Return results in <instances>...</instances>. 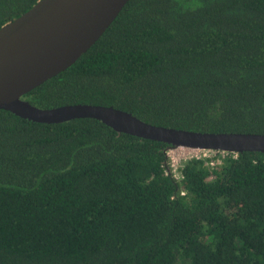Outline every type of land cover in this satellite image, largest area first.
<instances>
[{"label":"trees","instance_id":"1","mask_svg":"<svg viewBox=\"0 0 264 264\" xmlns=\"http://www.w3.org/2000/svg\"><path fill=\"white\" fill-rule=\"evenodd\" d=\"M38 0H0V27ZM160 127L264 134V0H128L20 98ZM93 119L0 110V264H264V153L190 158Z\"/></svg>","mask_w":264,"mask_h":264},{"label":"water","instance_id":"2","mask_svg":"<svg viewBox=\"0 0 264 264\" xmlns=\"http://www.w3.org/2000/svg\"><path fill=\"white\" fill-rule=\"evenodd\" d=\"M128 0H38L0 27V110L35 123L93 119L170 149L264 153V134L202 133L147 124L130 113L88 104L39 109L21 96L64 71L110 26Z\"/></svg>","mask_w":264,"mask_h":264},{"label":"rangeland","instance_id":"3","mask_svg":"<svg viewBox=\"0 0 264 264\" xmlns=\"http://www.w3.org/2000/svg\"><path fill=\"white\" fill-rule=\"evenodd\" d=\"M198 152L199 151H191L184 148L168 149L167 155L170 163V168L177 179L180 178L179 169L182 167V165L192 156L198 155ZM207 154L211 157L213 155L212 152H208Z\"/></svg>","mask_w":264,"mask_h":264},{"label":"built area","instance_id":"4","mask_svg":"<svg viewBox=\"0 0 264 264\" xmlns=\"http://www.w3.org/2000/svg\"><path fill=\"white\" fill-rule=\"evenodd\" d=\"M208 152H212V151H199L198 153V155H194V156H192L191 158H200V157H211V156H208ZM213 153V155L215 154V152H212ZM220 154H225V153H221V152H219ZM212 155V156H213Z\"/></svg>","mask_w":264,"mask_h":264}]
</instances>
